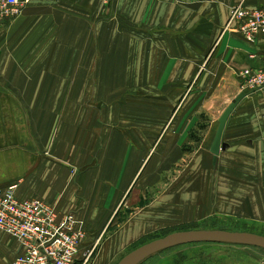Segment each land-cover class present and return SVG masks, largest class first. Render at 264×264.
<instances>
[{
    "label": "crops",
    "instance_id": "obj_1",
    "mask_svg": "<svg viewBox=\"0 0 264 264\" xmlns=\"http://www.w3.org/2000/svg\"><path fill=\"white\" fill-rule=\"evenodd\" d=\"M241 1L264 8L26 0L0 31V188L16 183L19 199L71 214L70 229L84 232L79 259L112 252L100 241L124 208L135 215L123 231L138 237L213 215L264 223V90L241 87L242 71L264 66V35L222 32ZM241 92L215 156L218 119Z\"/></svg>",
    "mask_w": 264,
    "mask_h": 264
},
{
    "label": "built area",
    "instance_id": "obj_2",
    "mask_svg": "<svg viewBox=\"0 0 264 264\" xmlns=\"http://www.w3.org/2000/svg\"><path fill=\"white\" fill-rule=\"evenodd\" d=\"M101 1L106 6L111 2ZM25 3L26 0H0V20L18 14ZM227 30L254 43L264 35V8L237 3L230 10L223 31ZM241 76L243 91L264 90V66L246 69ZM16 187L12 183L0 188V231L20 244L15 264H78L84 232L70 229L72 215L60 216L54 204L40 199H19Z\"/></svg>",
    "mask_w": 264,
    "mask_h": 264
},
{
    "label": "rangeland",
    "instance_id": "obj_3",
    "mask_svg": "<svg viewBox=\"0 0 264 264\" xmlns=\"http://www.w3.org/2000/svg\"><path fill=\"white\" fill-rule=\"evenodd\" d=\"M112 1L113 0H111L110 4ZM100 2L104 8L110 5H104L101 0ZM21 12L22 10L12 17L1 19L0 31L4 30L6 27L5 24L11 22L15 17L19 16ZM185 146L187 148L190 147L189 143ZM184 166L185 162L183 161L175 166L176 168L168 170L162 175L163 179L161 183L163 182L168 186V184L173 182L175 177H177L176 175L179 174L178 170L183 169ZM151 196L152 194L150 197ZM129 212H131V214ZM133 215L135 214L132 213L130 209L124 208L123 211L116 215L117 221L114 224L112 223V227H108L107 233H105L100 243L104 239L105 242L110 240L113 241V246L111 248L112 252L110 254H98V249L95 248L93 251H90L89 255L80 256L81 259L78 260V264L82 262L84 264H117L123 256L136 247L175 231L190 229H223L229 231L252 232L264 236L263 222L250 221L225 215H213L200 221L167 222L165 227H156V229L154 227L152 228L153 230L150 231L142 230L144 235L141 237H138V231L128 232L126 235L123 229L125 226L127 227V222ZM144 224L145 222H143V225ZM121 227L123 228L121 229ZM107 235L108 237H106ZM13 240L14 239L0 231V260L5 256L7 264H10L9 260H12L9 258V245L12 244L11 241ZM139 264H264V249L242 244L217 242L189 243L160 251L146 258Z\"/></svg>",
    "mask_w": 264,
    "mask_h": 264
},
{
    "label": "water",
    "instance_id": "obj_4",
    "mask_svg": "<svg viewBox=\"0 0 264 264\" xmlns=\"http://www.w3.org/2000/svg\"><path fill=\"white\" fill-rule=\"evenodd\" d=\"M245 96L244 92L239 93L234 101L229 103L218 119L215 136L210 148L213 155H218L219 151L225 149L227 144L222 142V133L226 121L237 105ZM201 242H217L228 244H242L264 249V236L245 231H229L223 229H190L175 231L163 237L156 238L144 243L123 256L117 264H139L146 258L169 248Z\"/></svg>",
    "mask_w": 264,
    "mask_h": 264
}]
</instances>
